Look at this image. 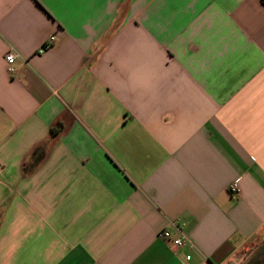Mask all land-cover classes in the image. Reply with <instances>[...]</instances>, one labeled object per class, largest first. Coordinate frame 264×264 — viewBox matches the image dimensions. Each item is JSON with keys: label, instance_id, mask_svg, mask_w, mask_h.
<instances>
[{"label": "crops", "instance_id": "obj_1", "mask_svg": "<svg viewBox=\"0 0 264 264\" xmlns=\"http://www.w3.org/2000/svg\"><path fill=\"white\" fill-rule=\"evenodd\" d=\"M187 256L264 264V0H0V264Z\"/></svg>", "mask_w": 264, "mask_h": 264}, {"label": "built area", "instance_id": "obj_2", "mask_svg": "<svg viewBox=\"0 0 264 264\" xmlns=\"http://www.w3.org/2000/svg\"><path fill=\"white\" fill-rule=\"evenodd\" d=\"M54 40L55 37H51L49 41L40 49L39 53L40 54L44 53L45 50L50 47V45L53 43ZM19 58H20V54L13 48H11L5 55V61L9 73L11 75H14L17 72L16 62ZM238 188H239L238 183L237 182L233 183L230 187L231 193H237ZM172 226L175 229L177 236H174L172 230L163 229L158 233V237L165 241H170L173 250H180L186 245H191L189 236L184 233L182 226L179 224V222L172 223ZM190 261H191V256H187L182 262V264H190Z\"/></svg>", "mask_w": 264, "mask_h": 264}, {"label": "trees", "instance_id": "obj_3", "mask_svg": "<svg viewBox=\"0 0 264 264\" xmlns=\"http://www.w3.org/2000/svg\"><path fill=\"white\" fill-rule=\"evenodd\" d=\"M61 126V127H60ZM62 130V124L60 122H57L53 127H52V133L53 135L59 134V132Z\"/></svg>", "mask_w": 264, "mask_h": 264}]
</instances>
